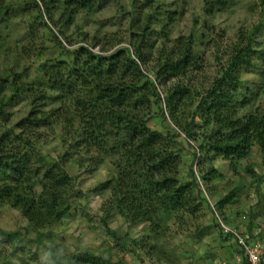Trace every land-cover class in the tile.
Instances as JSON below:
<instances>
[{"label": "trees", "instance_id": "16d2710c", "mask_svg": "<svg viewBox=\"0 0 264 264\" xmlns=\"http://www.w3.org/2000/svg\"><path fill=\"white\" fill-rule=\"evenodd\" d=\"M258 1L264 11V0ZM102 2L0 0V207L18 211L26 230L37 235L27 240L22 230L0 231L1 247H12L11 255L0 256L3 264H13L20 254L21 264H124L97 251L62 256L44 244L45 231L78 216L101 224L114 243L110 248L130 254L136 264H164L163 247L153 239L169 234L171 224L184 227L204 215L203 184L213 190L217 160L229 162L237 175L240 162L258 148L264 166V110L241 113L252 102L243 93L242 71L255 70L256 62L264 60L255 49L264 20L256 30L238 33L239 43L220 74L205 86L192 76L200 70V44L209 43L210 34L171 38L168 21L155 14L151 0H132V10L122 8L129 39L106 44L109 38L85 30ZM231 4L205 0L204 11L212 16ZM161 11L159 15L167 14ZM21 23L27 35L11 45ZM36 25L42 28L40 44ZM154 36L157 42L150 44ZM46 49L57 54L48 58ZM258 97L254 94L251 100ZM21 106L26 109L12 125V111ZM180 111L185 114L179 117ZM161 117L170 121L166 133L150 127L151 120ZM185 142L196 146L195 156L200 154L198 173L190 168L188 176L181 173ZM105 165L109 178L89 195L108 193V198L93 216L80 204V189L82 181ZM72 170L79 174L72 176ZM246 173L261 185L253 166ZM236 196L231 191L206 206L228 224L225 210L236 204ZM116 218L127 227L126 234L110 227ZM256 221L240 229L250 241L255 239ZM221 235L222 242H235L231 235ZM27 243L34 250L26 248ZM43 247L48 251L45 262L39 252Z\"/></svg>", "mask_w": 264, "mask_h": 264}, {"label": "rangeland", "instance_id": "374dc122", "mask_svg": "<svg viewBox=\"0 0 264 264\" xmlns=\"http://www.w3.org/2000/svg\"><path fill=\"white\" fill-rule=\"evenodd\" d=\"M132 0H103L99 9L92 13L89 25H86L85 30L90 31L91 36H96L108 42L111 39L128 40L127 17L122 8L132 10ZM148 2V0H145ZM150 1V0H149ZM205 0H151L155 14L163 20L168 21L169 34L171 38L179 36H187L195 33L199 36L210 34L213 39L209 43L200 44L201 48V64L200 70L193 73L192 78L198 85L203 83L205 86L211 84L220 74V69L226 64V59L230 50L239 43L238 33L251 32L256 30L264 20V11L260 7L258 0H232V4L228 10L208 15L204 11ZM161 8V9H160ZM167 11L166 15H159V11ZM171 20V21H170ZM20 23L18 22L17 25ZM22 27H16V34L13 33L11 45L19 40V37L26 36V24ZM261 34L256 38L255 49L258 53L264 54V23L260 27ZM71 34V33H70ZM34 35L36 42L40 44L43 41L42 28L39 25L35 26ZM19 36V37H18ZM157 42L156 37H152L150 44ZM124 46V44L122 45ZM100 47L96 51H98ZM48 53V56H47ZM57 54L54 49H46V57L50 58L51 54ZM30 65V62L25 63ZM257 69L251 71H242L243 93L247 95L250 101L249 106L241 113L253 112L257 108L264 110V60L256 62ZM32 72L35 66L29 67ZM35 74L32 73V78ZM165 90H162L164 96ZM254 94H259V97L254 101L251 98ZM25 106L16 108L12 114L14 116L11 124L18 123L21 115L20 110H25ZM184 111H180L178 116L184 115ZM171 123V127H172ZM150 127L152 129L166 133L170 128V121L161 117L157 120H151ZM175 130V129H174ZM182 138H185L182 135ZM182 142V141H179ZM184 160L181 169L183 175H187L190 168H193L198 173V157L195 156L196 146L185 142ZM53 149L51 152H53ZM195 152V153H194ZM217 168L216 178L211 182L210 186L213 189L209 191L206 185L203 184L204 198L207 204L215 205L217 201L229 194L231 191L237 193L236 204L230 205L226 210L228 225L240 231L247 227V224L253 219L264 217V166L262 155L258 148H254L247 160L240 162L238 174L235 175L230 170L229 162L219 159L213 164ZM253 166L255 173L262 177L261 185L256 182L257 178L246 173V168ZM110 170L105 165L102 170L95 176H92L82 181L81 191L84 194L80 204L85 211L91 210L92 215L96 216L100 204L108 198V193L100 196L89 195V190L94 188L99 182L109 178ZM72 176H77L79 172L72 170ZM189 174V173H188ZM206 204V205H207ZM205 205L204 215L196 222L193 220L188 222V225L180 227L172 225L169 234L160 237L158 240L153 239L163 247L167 261L164 264H244L240 249L235 242H222V232L218 226V218L215 213L209 210ZM80 207V206H79ZM86 217L78 216L77 218L69 219L64 225H56L51 231H45L46 238L44 244L54 246L56 253L62 256H67L78 251H97L99 255L111 257L114 262L119 260L124 261V264H136L133 256L123 252H119L114 247V243L109 242L106 233L101 224L97 221L89 224ZM223 221V217L219 216ZM244 218V219H243ZM259 221V220H258ZM256 221L255 224L258 222ZM262 221V220H261ZM217 225V226H216ZM28 224L22 218L20 213L9 207H0V231L7 234L15 233L22 230L27 240H34L36 233L27 231ZM101 226V228H100ZM112 229L121 228V232L126 234L128 231L124 223L119 219H114L110 224ZM211 227V229H206ZM204 232L203 235H200ZM135 235V232H132ZM1 234V233H0ZM2 238V236H0ZM22 246V244H21ZM32 248L33 245L27 243L26 248ZM111 246V248H110ZM5 247V248H4ZM0 245V256L5 253L11 255L12 247ZM42 261L48 260V251L43 247L39 250ZM20 256L13 257V264H21ZM234 256V257H233ZM5 262L4 257H0V264ZM29 263H32L31 261ZM141 264V263H138ZM145 264H152L146 261Z\"/></svg>", "mask_w": 264, "mask_h": 264}, {"label": "built area", "instance_id": "2783aa9c", "mask_svg": "<svg viewBox=\"0 0 264 264\" xmlns=\"http://www.w3.org/2000/svg\"><path fill=\"white\" fill-rule=\"evenodd\" d=\"M217 218L223 234L233 237L237 247L243 252L247 264H264V220L259 221L255 227V239L250 241L240 231L225 224L218 216Z\"/></svg>", "mask_w": 264, "mask_h": 264}, {"label": "crops", "instance_id": "0c3cea01", "mask_svg": "<svg viewBox=\"0 0 264 264\" xmlns=\"http://www.w3.org/2000/svg\"><path fill=\"white\" fill-rule=\"evenodd\" d=\"M237 230V229H236ZM239 231V230H238ZM241 231V230H240ZM246 236V235H245ZM248 237V236H247ZM234 257V256H233Z\"/></svg>", "mask_w": 264, "mask_h": 264}]
</instances>
